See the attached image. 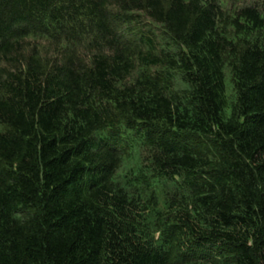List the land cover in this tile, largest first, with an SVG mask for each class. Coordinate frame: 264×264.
<instances>
[{"label": "trees", "instance_id": "trees-1", "mask_svg": "<svg viewBox=\"0 0 264 264\" xmlns=\"http://www.w3.org/2000/svg\"><path fill=\"white\" fill-rule=\"evenodd\" d=\"M228 3L0 0V264H264V0Z\"/></svg>", "mask_w": 264, "mask_h": 264}, {"label": "rangeland", "instance_id": "rangeland-1", "mask_svg": "<svg viewBox=\"0 0 264 264\" xmlns=\"http://www.w3.org/2000/svg\"><path fill=\"white\" fill-rule=\"evenodd\" d=\"M228 6L226 8L230 9L231 7L233 8V11L238 8L244 7L246 5H252L255 0H247L246 2H241L238 4H233L232 1L228 0ZM143 15V20L145 22L146 25H150L152 26V31L155 33V35L157 37H155L154 39L156 40V43H160L159 45H165L166 41L164 40L165 38L168 39V36H165L166 34L164 33V31L162 30V28L160 26H156L155 24H151L152 22L146 17L145 14ZM146 31L150 30V27H146L145 28ZM136 37L137 36H133L131 37L130 44L131 46H133V48H136ZM27 45V49H32V48H37L40 52L41 55L43 56L44 59L49 60L52 59L54 60L58 54H60V59L65 60V57L61 55V49L55 45L52 42H49L45 39H37V38H29L26 40V44ZM64 51V50H62ZM64 55L65 56H70V52H68L67 50H65ZM94 52L90 51L88 48H86V46L81 47L77 50L76 55H78L80 58H84L87 59L89 61L90 56L93 54ZM109 53V52H107ZM27 55H30V53H27ZM4 66V65H3ZM5 67V66H4ZM144 68L140 65L137 64L134 72L132 75H130L124 82L123 84L128 85V84H132L135 82V80L140 77L141 73L143 72ZM153 71L155 72L156 69H153ZM227 80L225 82L226 85V95H227V99H228V107L225 109V115L229 116L231 113V105L232 103L236 100V93L233 90V85L231 82L232 79V75H231V71L227 68ZM2 129V128H1ZM137 151V152H136ZM136 154H139V158H140V164H142V162H144L145 165H148L149 161L147 162L146 159L148 158V156L150 155L149 151L147 149L143 150L140 148H135L134 152ZM145 159V161H144ZM132 162L126 163L125 165H123L122 167H120L118 173H117V177H123L122 173H125V175H129V171H130V167L132 166ZM128 172V173H127ZM152 175L148 174V177L151 178ZM153 181V188L150 190L151 192H154L156 195V202L158 204L157 207H151L148 213V217L152 216V215H157L158 212H164L168 210V207L166 205V200H172L175 199L176 202H178V204L181 201V195L183 193V189L181 187H178L177 184L178 182L180 183V180L177 179V183H172V182H168L167 180H161V181H157V180H152ZM146 197L143 195L142 196V202H144V199ZM173 201V200H172ZM174 208H177V204H174ZM191 208V206H190ZM159 237V234H156V238Z\"/></svg>", "mask_w": 264, "mask_h": 264}]
</instances>
